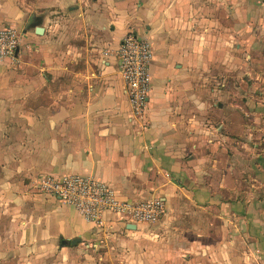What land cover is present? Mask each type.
<instances>
[{
    "label": "crops",
    "instance_id": "obj_1",
    "mask_svg": "<svg viewBox=\"0 0 264 264\" xmlns=\"http://www.w3.org/2000/svg\"><path fill=\"white\" fill-rule=\"evenodd\" d=\"M224 15L230 38L245 27L250 44L264 43V0H0V26L28 25L0 62V264H264L263 159L234 137L236 115L206 124ZM128 31L152 50L140 118L117 73ZM72 175L120 202L157 198L163 214L86 222L39 190L44 177Z\"/></svg>",
    "mask_w": 264,
    "mask_h": 264
},
{
    "label": "built area",
    "instance_id": "obj_2",
    "mask_svg": "<svg viewBox=\"0 0 264 264\" xmlns=\"http://www.w3.org/2000/svg\"><path fill=\"white\" fill-rule=\"evenodd\" d=\"M17 40L12 29L0 32V62L14 57L18 49ZM116 59L117 73L123 81L131 113L133 117L140 118L150 91L151 45L137 32L129 31L120 41ZM39 187L43 193L74 208L90 223L100 224L104 212H112L132 224L153 223L163 213V203L157 198L135 203L120 202L110 186L90 177H44Z\"/></svg>",
    "mask_w": 264,
    "mask_h": 264
},
{
    "label": "rangeland",
    "instance_id": "obj_3",
    "mask_svg": "<svg viewBox=\"0 0 264 264\" xmlns=\"http://www.w3.org/2000/svg\"><path fill=\"white\" fill-rule=\"evenodd\" d=\"M21 1L23 0H15L16 3ZM160 1L164 2L165 0ZM213 1L203 0L204 3H213ZM24 2L29 3L32 0H24ZM148 13L141 21V27L144 31L149 28ZM227 16L224 15L222 21V34L223 37L226 35V41L222 42L220 68L215 74H205L207 83L206 124L216 128L221 125L222 117L226 118L229 114L236 115L235 125L237 129L234 137L239 142L252 147L254 145L253 153L263 159L264 162V50H253L255 45L261 46L264 43L255 44L252 42L250 44L244 34L245 27H238L236 39L235 37L230 38L226 32L231 27ZM32 17L34 18L35 14L31 15V19H33ZM27 27L28 25L0 26V32L12 29L17 35V47L19 48L20 31ZM213 92L216 96H213ZM254 101L259 106H253ZM251 102L252 104H250ZM217 103L221 104V109L219 108L220 104ZM190 104L193 105L191 100ZM222 131L224 132V129ZM240 147H242L241 144ZM246 149L249 151L248 148ZM34 190L37 189L34 188Z\"/></svg>",
    "mask_w": 264,
    "mask_h": 264
},
{
    "label": "water",
    "instance_id": "obj_4",
    "mask_svg": "<svg viewBox=\"0 0 264 264\" xmlns=\"http://www.w3.org/2000/svg\"><path fill=\"white\" fill-rule=\"evenodd\" d=\"M36 25L33 24V27H35ZM35 34L36 35H42L43 34V29L41 27H35ZM18 49H16L15 51V55L17 54ZM128 230H134L135 226L134 225H128L127 227ZM79 242L78 239L74 240L71 242V245H76Z\"/></svg>",
    "mask_w": 264,
    "mask_h": 264
}]
</instances>
